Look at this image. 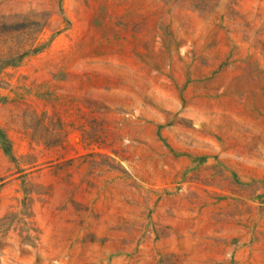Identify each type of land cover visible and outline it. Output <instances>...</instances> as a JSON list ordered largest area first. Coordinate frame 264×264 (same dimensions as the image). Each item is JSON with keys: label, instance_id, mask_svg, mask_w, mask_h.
Wrapping results in <instances>:
<instances>
[{"label": "rangeland", "instance_id": "rangeland-1", "mask_svg": "<svg viewBox=\"0 0 264 264\" xmlns=\"http://www.w3.org/2000/svg\"><path fill=\"white\" fill-rule=\"evenodd\" d=\"M0 264H264V0H0Z\"/></svg>", "mask_w": 264, "mask_h": 264}]
</instances>
